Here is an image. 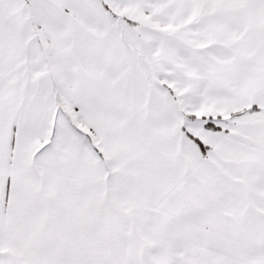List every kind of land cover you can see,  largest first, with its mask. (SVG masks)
Returning a JSON list of instances; mask_svg holds the SVG:
<instances>
[{
	"label": "snow or ice",
	"instance_id": "snow-or-ice-1",
	"mask_svg": "<svg viewBox=\"0 0 264 264\" xmlns=\"http://www.w3.org/2000/svg\"><path fill=\"white\" fill-rule=\"evenodd\" d=\"M0 264H264V0H0Z\"/></svg>",
	"mask_w": 264,
	"mask_h": 264
}]
</instances>
